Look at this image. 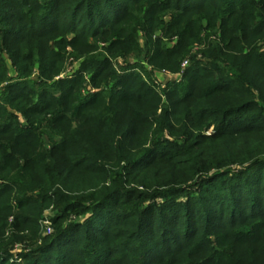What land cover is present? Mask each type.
<instances>
[{
  "label": "trees",
  "instance_id": "trees-1",
  "mask_svg": "<svg viewBox=\"0 0 264 264\" xmlns=\"http://www.w3.org/2000/svg\"><path fill=\"white\" fill-rule=\"evenodd\" d=\"M0 264H264V0H0Z\"/></svg>",
  "mask_w": 264,
  "mask_h": 264
},
{
  "label": "rangeland",
  "instance_id": "rangeland-1",
  "mask_svg": "<svg viewBox=\"0 0 264 264\" xmlns=\"http://www.w3.org/2000/svg\"><path fill=\"white\" fill-rule=\"evenodd\" d=\"M69 50H70V49H69ZM134 63H135V62H134L133 60H130V64H131V65L134 64ZM8 64H9V66H10V68H11L12 76H14L15 73H14V71L12 70V64H11V62H10L9 60H8ZM116 64L119 65V66L125 65L124 60L121 59V58L116 59ZM79 66H80V63H79V64L76 63V64L74 65V61H73V59H71V60L68 62V71H67L63 76L65 77V76H71V75H74V74L77 72V70L79 69ZM157 77H159V79H160V78L164 79L165 76L158 75ZM172 78H173V77H167L166 79H164V81H170V80H173Z\"/></svg>",
  "mask_w": 264,
  "mask_h": 264
},
{
  "label": "built area",
  "instance_id": "built-area-1",
  "mask_svg": "<svg viewBox=\"0 0 264 264\" xmlns=\"http://www.w3.org/2000/svg\"><path fill=\"white\" fill-rule=\"evenodd\" d=\"M188 64H189L188 61L184 62L182 69L185 70L188 67ZM160 75L165 76L164 79H166L167 77H173L174 78V76L172 74H170L169 72H164V73H161ZM176 77H178V76H176ZM164 79H162V78L159 79V82L162 84L163 88H165L167 83H168V81H164Z\"/></svg>",
  "mask_w": 264,
  "mask_h": 264
}]
</instances>
